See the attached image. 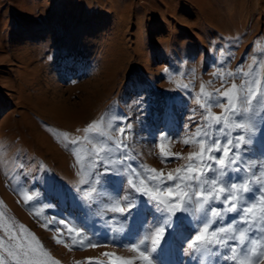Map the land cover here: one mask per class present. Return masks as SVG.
I'll return each instance as SVG.
<instances>
[{"label":"rangeland","instance_id":"obj_1","mask_svg":"<svg viewBox=\"0 0 264 264\" xmlns=\"http://www.w3.org/2000/svg\"><path fill=\"white\" fill-rule=\"evenodd\" d=\"M249 65L254 72L259 66L264 77V0H0V260L12 264L3 250L9 246L6 236L22 232L48 254L40 256L39 264H88L90 257L108 264L104 253L145 264L130 249L132 237L113 231L120 227L118 214L95 204L84 207V201L69 195L78 186L79 168L62 133L80 137L102 116L127 117L133 125L129 143L139 153L132 163L166 174L187 161L162 163L143 131L153 122L150 97L181 96L180 84L199 92L202 82L206 91H223L232 80L225 76L228 83L222 88L213 74L218 69L235 73L241 66L246 72ZM242 79L236 78L237 85ZM193 108L198 105L178 106L174 138L179 142L165 145V151L186 158L198 150L182 142L184 125L190 135L200 121L199 114L195 122L188 120ZM89 147L80 146L82 158ZM3 154L10 161L5 163ZM18 163L24 165L23 175H17ZM24 194L33 199L26 201ZM60 220L89 235L96 228L93 239L100 246L69 251L58 244ZM158 252L150 255L153 264L189 259L178 252L157 258Z\"/></svg>","mask_w":264,"mask_h":264},{"label":"snow or ice","instance_id":"obj_2","mask_svg":"<svg viewBox=\"0 0 264 264\" xmlns=\"http://www.w3.org/2000/svg\"><path fill=\"white\" fill-rule=\"evenodd\" d=\"M213 75L221 79L222 88L228 83L225 76L232 83L223 91H206L202 82L199 92L189 84H180L177 87L184 89L183 95L161 94L148 101L155 112L153 122L143 131L159 149L161 162L187 161L166 174L132 163L139 153L129 143L133 125L127 117L102 116L88 124L80 137L62 133L65 143L73 148L79 168L78 186L70 189L69 195L84 201V207L95 204L105 212L118 214L120 227L113 231L132 237L130 249L145 264H153L150 255L157 249V258L176 252L189 257L183 264H264V77L259 66L254 72L252 65L246 72L241 66L235 73L218 69ZM237 77L243 78L239 85ZM190 102L198 109L190 110L188 120L195 122L199 114L200 121L190 135L189 125H184L182 142L196 145L198 150L185 158L182 153L165 151V145L179 142L174 138L177 108L182 105L187 110ZM140 103L143 106L142 97ZM217 107L220 113L213 111ZM82 144L90 146L83 158L78 151ZM23 168V163L16 164L17 175L24 174ZM121 193H126L123 198ZM56 194L65 197L63 190ZM23 199L30 201L33 197L24 194ZM114 219L109 217L104 226ZM59 223L63 227L55 230L54 239L69 251L100 246L93 239L95 232L89 235L74 223ZM6 239L9 246L3 250L12 264H39L40 256L48 255L42 245L33 247L22 232L8 233ZM103 255L110 258L108 264H132L116 253ZM214 257L220 259H210ZM88 264L98 261L90 257ZM160 264L173 262L161 260Z\"/></svg>","mask_w":264,"mask_h":264},{"label":"bare ground","instance_id":"obj_3","mask_svg":"<svg viewBox=\"0 0 264 264\" xmlns=\"http://www.w3.org/2000/svg\"><path fill=\"white\" fill-rule=\"evenodd\" d=\"M2 139H0V141H1ZM6 140V138L3 140V141H5ZM2 148H3V146H2ZM5 149V148H4ZM1 152V151H0ZM2 153V152H1ZM4 153H5V151H4ZM1 156V155H0ZM2 156H4L2 159L4 160V162L6 163V162H8V161H10L9 159V156H7V154H3ZM13 156V155H12ZM33 177V176H32ZM31 181H33V179L31 178ZM48 193V192H47ZM47 195V194H46ZM50 195H51V193H50ZM80 221L84 224V225H88L87 223H89V222H87V220H85V219H82V218H80ZM89 221V220H88ZM23 222V221H22ZM24 225L26 224V220H25V223H23ZM28 225H29V223H28ZM95 230H97L96 228H94V232H95ZM97 232V231H96ZM95 232V233H96ZM42 233H43V231H42ZM49 234V233H48ZM50 235V234H49ZM48 235V236H49ZM45 236V235H44ZM43 237V236H42ZM46 237V236H45ZM44 238V237H43ZM210 259H213V258H210ZM230 264V263H229Z\"/></svg>","mask_w":264,"mask_h":264}]
</instances>
